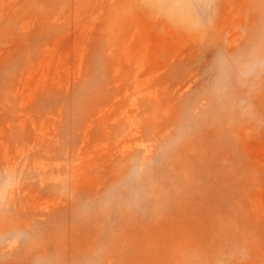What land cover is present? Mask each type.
Masks as SVG:
<instances>
[{
  "label": "rangeland",
  "instance_id": "374dc122",
  "mask_svg": "<svg viewBox=\"0 0 264 264\" xmlns=\"http://www.w3.org/2000/svg\"><path fill=\"white\" fill-rule=\"evenodd\" d=\"M0 264H264V0H0Z\"/></svg>",
  "mask_w": 264,
  "mask_h": 264
}]
</instances>
